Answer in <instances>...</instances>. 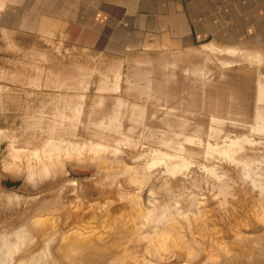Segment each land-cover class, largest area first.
I'll list each match as a JSON object with an SVG mask.
<instances>
[{
	"label": "rangeland",
	"instance_id": "1",
	"mask_svg": "<svg viewBox=\"0 0 264 264\" xmlns=\"http://www.w3.org/2000/svg\"><path fill=\"white\" fill-rule=\"evenodd\" d=\"M0 0V264H264V52L76 48Z\"/></svg>",
	"mask_w": 264,
	"mask_h": 264
},
{
	"label": "crops",
	"instance_id": "2",
	"mask_svg": "<svg viewBox=\"0 0 264 264\" xmlns=\"http://www.w3.org/2000/svg\"><path fill=\"white\" fill-rule=\"evenodd\" d=\"M12 31L62 35L76 48L115 58L204 49L264 52V0H7Z\"/></svg>",
	"mask_w": 264,
	"mask_h": 264
}]
</instances>
